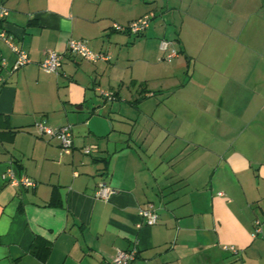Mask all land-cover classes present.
<instances>
[{
  "label": "crops",
  "instance_id": "1",
  "mask_svg": "<svg viewBox=\"0 0 264 264\" xmlns=\"http://www.w3.org/2000/svg\"><path fill=\"white\" fill-rule=\"evenodd\" d=\"M166 3L0 0V31L30 60L11 72L0 40V264H106L133 248L131 264H264V0ZM145 15L155 21L142 36L113 29ZM139 37L142 55L120 73L117 46ZM71 39L115 61L84 62L67 52ZM163 39L179 52L167 66ZM49 51L63 55L59 76L40 70ZM105 85L131 115L91 117L89 95ZM39 121L71 126L72 147L36 137ZM8 170L35 186H11ZM99 184L114 191L107 201L94 198ZM147 204L154 226L138 216ZM42 241L39 259L30 249Z\"/></svg>",
  "mask_w": 264,
  "mask_h": 264
},
{
  "label": "built area",
  "instance_id": "2",
  "mask_svg": "<svg viewBox=\"0 0 264 264\" xmlns=\"http://www.w3.org/2000/svg\"><path fill=\"white\" fill-rule=\"evenodd\" d=\"M8 16V10L0 7V22L4 21ZM150 22V16L145 15L133 22H131L126 27L119 25H114L113 29L121 33H128L132 36H140L148 29ZM0 40L9 48L11 53L15 56V61L11 67V72H15L20 68L26 66L30 63L28 55L22 51L17 45L13 42V37L7 34L4 31H0ZM159 51L162 54L160 61H165L170 63L172 60L179 56V52L176 48L175 42L161 40L159 43ZM67 52L77 57L81 60H85L91 63H96L98 61H109L107 56L102 54L93 53L86 45L83 40L71 39L67 44ZM63 55L49 51L46 55V58L40 63V70L47 75L59 76L61 73ZM1 67L6 66V60H1ZM101 97L106 101H113L115 99L113 93L99 91ZM34 134L36 137L41 139H53L55 140L59 147L62 149H70L73 144L72 136V127L64 126L59 128H52L48 126L44 121L36 122L33 126ZM95 151V147H86L82 150L85 156L91 155ZM6 177L9 179L11 186L13 187H24L31 188L35 186V182L28 177L20 176L19 178L15 177L11 170H8ZM114 193L105 184H99L94 194V198L101 201H107L110 196ZM138 216L142 220V224L145 226H154L157 224L158 216L156 210L152 205L147 204L138 209ZM141 225H139L140 227ZM262 223L259 220H256L253 225V230L251 237L255 239L261 233ZM223 251L236 254L237 251L234 247L224 246L222 247ZM138 251L136 248H133L128 251H122L116 249L114 255L111 257V260L106 264H131L137 258Z\"/></svg>",
  "mask_w": 264,
  "mask_h": 264
},
{
  "label": "rangeland",
  "instance_id": "3",
  "mask_svg": "<svg viewBox=\"0 0 264 264\" xmlns=\"http://www.w3.org/2000/svg\"><path fill=\"white\" fill-rule=\"evenodd\" d=\"M168 1L169 0H157V6L156 7L158 9H160V7H164L165 8L166 4H167L166 2H168ZM149 15H151V14H149ZM151 17H150L151 20L149 22V26L152 25L154 23V21H155V20H153V17L152 18ZM165 17H166V15H165ZM175 17H177V15H175ZM170 19H171L170 17H168V18H160L159 21L156 20L155 24H157L159 22V23H162V25L164 26L165 22H167V21L169 22ZM132 37H134V36H132ZM254 37L250 36V40H252ZM131 40L135 41L136 44H137V42H139L140 40H145V38L144 37H139L138 39H134L133 40V38H132ZM254 40H255L254 42H256V39H254ZM258 43L261 44L260 41ZM117 47H119L118 49L120 50L118 52L119 56H120V59L118 61V71L120 73L121 72L126 73L127 66L129 64L128 61H126V59L129 56H132V57H135V58H139L142 55L140 45L137 44L136 47L134 49H132V50H129L127 46H123V47L122 46H117ZM106 56L109 59H111L112 62L115 61L116 55H111V56L110 55H106ZM82 61L87 62V63H91V62H88V61H85V60H82ZM160 63L163 64L164 66L170 65L167 62H160ZM136 70L139 71V73L137 72L138 75L142 72L141 69H139V68H137ZM140 75H142V74H140ZM106 87L107 86L105 85V87H103V89H101V91L112 92L110 90H107ZM122 96L125 97V96H129V95L127 94V92L125 93V90H124ZM103 99L104 98L101 97V95L99 93L94 94V93L91 92V94L89 95L88 101H87V105L89 104L87 106L88 109L86 110V111L89 112L92 109H96L95 115H93L91 117H97L96 115H98V114L102 115L105 112V115H104L105 118H106V116L107 117L109 116V117H111V120L119 121V120H122V118L120 116H115L116 115L115 113H118V115L122 114L124 116H128L129 114L131 115V109L129 108L128 104L125 103L123 100H121V101L113 100L112 102H110V101H104ZM106 123H107V127L109 129V132H110V130H111L110 129V123H113V121H111L110 123L108 121H106ZM33 133H34V131H33ZM88 147H93V146H88ZM84 148H86V147H84Z\"/></svg>",
  "mask_w": 264,
  "mask_h": 264
},
{
  "label": "trees",
  "instance_id": "4",
  "mask_svg": "<svg viewBox=\"0 0 264 264\" xmlns=\"http://www.w3.org/2000/svg\"><path fill=\"white\" fill-rule=\"evenodd\" d=\"M151 20V19H150ZM115 31V30H114ZM118 32V31H116ZM143 35V34H142ZM140 35V36H142ZM138 37V36H136ZM114 95V94H113ZM115 99L114 100H117L116 99V96L114 95ZM105 100V99H104ZM106 101V100H105ZM112 102V101H110ZM54 196L51 198V202H50V205H54ZM30 252L32 255H34L35 257L39 258V259H44L48 252H49V247H48V244L44 241H42L41 243H37L35 242L32 246H31V249H30Z\"/></svg>",
  "mask_w": 264,
  "mask_h": 264
}]
</instances>
